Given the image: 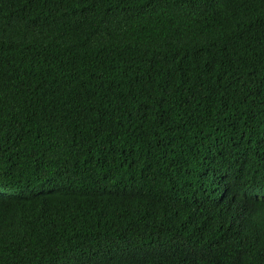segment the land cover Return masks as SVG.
Returning <instances> with one entry per match:
<instances>
[{
  "label": "trees",
  "instance_id": "trees-1",
  "mask_svg": "<svg viewBox=\"0 0 264 264\" xmlns=\"http://www.w3.org/2000/svg\"><path fill=\"white\" fill-rule=\"evenodd\" d=\"M0 264H264V0H0Z\"/></svg>",
  "mask_w": 264,
  "mask_h": 264
}]
</instances>
